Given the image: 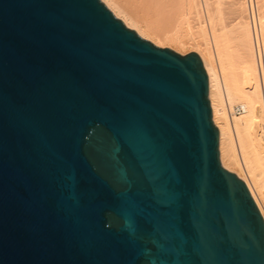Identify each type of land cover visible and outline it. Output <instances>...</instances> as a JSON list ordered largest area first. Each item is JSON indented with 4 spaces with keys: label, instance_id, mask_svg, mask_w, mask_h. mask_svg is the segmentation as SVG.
Here are the masks:
<instances>
[{
    "label": "water",
    "instance_id": "water-1",
    "mask_svg": "<svg viewBox=\"0 0 264 264\" xmlns=\"http://www.w3.org/2000/svg\"><path fill=\"white\" fill-rule=\"evenodd\" d=\"M0 264H264L196 52L101 0H0Z\"/></svg>",
    "mask_w": 264,
    "mask_h": 264
},
{
    "label": "bare ground",
    "instance_id": "bare-ground-1",
    "mask_svg": "<svg viewBox=\"0 0 264 264\" xmlns=\"http://www.w3.org/2000/svg\"><path fill=\"white\" fill-rule=\"evenodd\" d=\"M102 1L142 37L161 48L173 46L178 52L183 44L177 38L179 29H174L177 36H161L134 7L140 1L171 18L177 13L181 16L177 20L187 26L191 25L189 15L195 13L199 23L197 32L202 39L199 37L201 42L194 52L200 56L209 78L212 117L219 130L220 161L225 169L244 181L264 218V84L261 80L264 0H232L236 22L230 27L223 23L222 3L217 0ZM236 107L244 108V113L235 115Z\"/></svg>",
    "mask_w": 264,
    "mask_h": 264
},
{
    "label": "rangeland",
    "instance_id": "rangeland-1",
    "mask_svg": "<svg viewBox=\"0 0 264 264\" xmlns=\"http://www.w3.org/2000/svg\"><path fill=\"white\" fill-rule=\"evenodd\" d=\"M217 1L220 4L222 3L221 4L222 6H220V7H221V12L222 13L224 12L223 13L224 14L223 17L221 16L222 19H223V23L226 26H228V27L232 26V24H234L236 22V20H234V18L236 16L235 15L236 14V8L234 6V1H232V0H224V1L221 0L222 2H219V0H217ZM231 2L233 3V5L231 4ZM232 7L235 8V11L233 10ZM134 8H135V11L137 13H139V15L143 18V20L146 21V22H148L149 24H151V26L153 27V29L159 35H161V36H166V35H174V36H177V32H175L174 29H176V28H177L176 30L179 29V33H178V37L177 38H179V41H181L183 43V44H180V46H179V49H181L183 52L180 53L181 50L178 52L177 51V48L175 49V48H173V46H165V47H162V48H169V49L175 51L176 53H179L181 55H186V54H188L190 52H194V50H196V47L198 46V44H200L202 38H201L200 33H198L199 32V27H198L199 26V23H198V20L196 18L197 16L195 15V13L189 15V17L191 19V21L189 20L190 21L189 23L191 25L190 26L189 25L187 26V24H184L183 22H181V20H179V21L177 20V19H181V16L178 17L179 14L176 15L177 13L175 14L174 17L171 18L170 15H169L170 16L169 17V16L165 15L162 12L161 13L156 12L157 9L154 10L155 9L154 7L152 8V6L145 5L144 3L142 4V2L140 3V1L138 2V4L135 5ZM108 9H110V8H108ZM113 14L115 15L114 12H113ZM172 15H174V14H172ZM117 18L124 22V20L122 19V17H117ZM225 18H227V19H225ZM225 21H228L229 23H227ZM178 23L179 24H182V25H178ZM124 24H125V22H124ZM130 29H132V28H130ZM132 30L136 31L135 29H132ZM197 30H198V32H197ZM137 34H138V32H137ZM138 35L141 36L140 34H138ZM142 38L145 39V40H147L144 37H142ZM148 41H150L151 43H153L151 40H148ZM153 44L156 45L155 43H153ZM157 47H160V46H157ZM233 117H235V116H233ZM221 164H222V162H221Z\"/></svg>",
    "mask_w": 264,
    "mask_h": 264
},
{
    "label": "built area",
    "instance_id": "built-area-1",
    "mask_svg": "<svg viewBox=\"0 0 264 264\" xmlns=\"http://www.w3.org/2000/svg\"><path fill=\"white\" fill-rule=\"evenodd\" d=\"M261 80H262V82H263V84H264V67H263V65H262ZM244 111H245L244 108H242V107H240V108L236 107V108L234 109L233 113H234L235 115H241L242 113H244Z\"/></svg>",
    "mask_w": 264,
    "mask_h": 264
}]
</instances>
